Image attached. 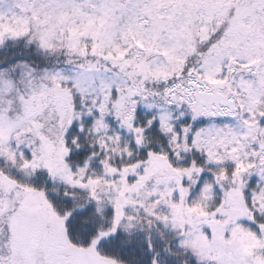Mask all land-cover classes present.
I'll list each match as a JSON object with an SVG mask.
<instances>
[{"label": "snow or ice", "instance_id": "6c2138e0", "mask_svg": "<svg viewBox=\"0 0 264 264\" xmlns=\"http://www.w3.org/2000/svg\"><path fill=\"white\" fill-rule=\"evenodd\" d=\"M0 264H264V0H0Z\"/></svg>", "mask_w": 264, "mask_h": 264}]
</instances>
